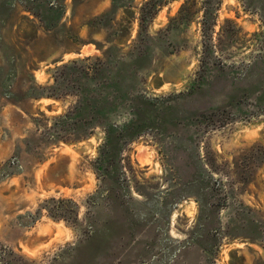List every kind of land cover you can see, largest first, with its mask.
<instances>
[{
  "label": "rangeland",
  "instance_id": "374dc122",
  "mask_svg": "<svg viewBox=\"0 0 264 264\" xmlns=\"http://www.w3.org/2000/svg\"><path fill=\"white\" fill-rule=\"evenodd\" d=\"M0 264H264V0H0Z\"/></svg>",
  "mask_w": 264,
  "mask_h": 264
}]
</instances>
